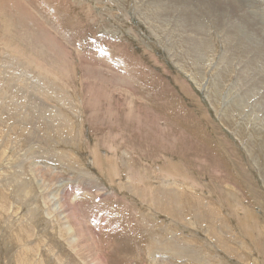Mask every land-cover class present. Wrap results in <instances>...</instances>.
Returning a JSON list of instances; mask_svg holds the SVG:
<instances>
[{"label":"rangeland","instance_id":"1","mask_svg":"<svg viewBox=\"0 0 264 264\" xmlns=\"http://www.w3.org/2000/svg\"><path fill=\"white\" fill-rule=\"evenodd\" d=\"M261 1L0 0V264H264Z\"/></svg>","mask_w":264,"mask_h":264},{"label":"bare ground","instance_id":"2","mask_svg":"<svg viewBox=\"0 0 264 264\" xmlns=\"http://www.w3.org/2000/svg\"><path fill=\"white\" fill-rule=\"evenodd\" d=\"M173 1V0H172ZM205 1V0H204ZM263 1V0H262ZM261 1V2H262ZM146 3V2H145ZM18 4V3H17ZM257 4V3H256ZM169 5V4H168ZM175 6V5H174ZM264 6V5H263ZM17 8V7H16ZM25 8V7H24ZM207 8V7H206ZM209 8V7H208ZM244 8V7H243ZM258 8H260L259 6H258ZM263 8V7H262ZM19 9V8H18ZM254 9V8H253ZM252 9V10H253ZM143 10V9H142ZM259 10V9H258ZM261 10V9H260ZM17 11V10H16ZM122 11V10H121ZM210 11V10H209ZM254 11V10H253ZM256 11V10H255ZM257 12V11H256ZM256 12H255V14H256ZM264 12V11H263ZM261 16H262V18H263V14H260ZM259 15V16H260ZM257 16V15H256ZM24 17V16H23ZM219 18V17H218ZM30 19V18H29ZM33 19V18H32ZM5 21V20H4ZM26 21V20H25ZM264 21V20H263ZM19 22V21H18ZM9 23V22H8ZM11 23V22H10ZM24 23V22H23ZM14 24H15V22H14ZM231 24V23H230ZM10 26V25H9ZM249 30V29H248ZM250 31V30H249ZM243 33V32H242ZM249 42V41H248ZM229 46V45H228ZM231 52V51H230ZM29 60V59H28ZM224 60V59H223ZM242 62V61H241ZM242 67H244V65L242 66ZM30 70V69H29ZM89 72V71H88ZM246 73V72H245ZM87 75V74H86ZM246 75V74H245ZM254 75V74H253ZM66 76V75H65ZM250 76V75H249ZM253 77V76H252ZM263 77V76H262ZM247 78H249V77H247ZM255 78V77H254ZM68 79V78H67ZM251 80V79H250ZM218 82V81H217ZM213 84V83H212ZM196 86V85H195ZM212 86V85H211ZM248 89V88H247ZM212 90V89H211ZM36 93V92H35ZM33 94V93H32ZM73 95V94H72ZM209 96V95H208ZM219 96V95H218ZM35 98V97H34ZM37 100V99H36ZM91 100V99H90ZM64 101V100H63ZM258 101V100H257ZM110 103V102H109ZM129 104V103H128ZM99 105V104H98ZM237 105V104H236ZM64 106V105H63ZM65 107H66V105H65ZM74 107V106H73ZM259 107V106H258ZM240 108L238 107V108H236V110H239ZM248 112V111H247ZM55 113H57V112H54V114ZM42 114V113H41ZM95 114V113H94ZM94 114H93V116H94ZM56 115V114H55ZM45 116H47V115H45ZM49 116V115H48ZM57 116V115H56ZM59 116V115H58ZM96 118V117H95ZM53 119V118H52ZM51 119V120H52ZM59 120H61V119H59ZM230 121V120H229ZM231 123V122H230ZM53 124V123H52ZM63 124V123H62ZM65 124V123H64ZM232 124V123H231ZM89 125V124H88ZM58 126V125H57ZM78 128V127H77ZM71 131V130H70ZM237 131V130H236ZM257 131V130H256ZM17 132V131H16ZM261 132V131H260ZM231 133V132H230ZM238 134H241V132H239L238 131ZM243 135V134H242ZM241 138V137H240ZM1 139H2V137H1ZM243 139V141H244V138H242ZM264 141V140H263ZM262 141V142H263ZM252 142V141H251ZM257 142V141H256ZM245 143H246V145L247 146H249L251 149H250V152H249V154L251 155V158L254 160V159H256L257 157H262V156H264V143H261V144H256L255 142H252V143H250V139L246 136V138H245ZM99 146V145H98ZM253 146H255L256 147V149L255 148H253ZM111 148V147H110ZM255 149L256 151H258L259 150V152L258 153H255L254 151H253V149ZM134 150V149H133ZM261 150H263V151H261ZM261 151V152H260ZM65 155V154H64ZM28 157V156H27ZM68 158V157H67ZM63 159V158H62ZM102 159V158H101ZM68 161V160H67ZM69 164V163H68ZM47 166V165H46ZM68 167V166H67ZM143 168V167H142ZM260 168V167H259ZM137 169V168H136ZM260 170V169H259ZM258 170V171H259ZM32 173V172H31ZM136 173V172H135ZM132 174V173H131ZM139 176V175H138ZM137 176V177H138ZM132 177V176H131ZM136 179V178H135ZM20 192H21V190H19ZM2 192V191H1ZM19 193V192H18ZM3 196V195H2ZM264 198V197H263ZM4 200V199H3ZM3 204V203H2ZM170 206V205H169ZM121 207V206H120ZM129 208V207H128ZM244 210V209H243ZM128 214V213H127ZM138 217V216H137ZM139 229V228H138ZM225 229H228V228H225ZM124 231H125V229H124ZM224 231V230H223ZM222 231V232H223ZM228 231V230H227ZM231 231V230H230ZM232 232V231H231ZM88 233V232H87ZM214 233V232H213ZM221 233V232H220ZM226 233V232H225ZM223 234V233H222ZM222 234H220V235H222ZM233 234V233H232ZM118 235V234H117ZM225 235V234H224ZM227 235V234H226ZM225 235V236H226ZM111 236H113V235H111ZM209 237V236H208ZM223 237V236H222ZM117 238V237H116ZM228 238V237H227ZM5 239H6V237H5ZM225 240H226V238H224ZM231 239V238H230ZM235 240V239H234ZM215 241V240H214ZM221 241H222V239H221ZM235 241H238V239L237 240H235ZM216 242V241H215ZM222 242H224V241H222ZM229 242V241H228ZM239 242H241V241H239ZM3 244V243H2ZM118 244V243H117ZM225 244H227V242L225 243ZM230 244V243H229ZM166 245H170V244H168V243H166L165 245H163V247L161 248V250H164V248H165V246ZM220 245V244H219ZM236 245V244H235ZM238 245H240V244H238ZM172 246V245H171ZM245 246V245H244ZM23 247V246H22ZM157 247V243L156 244H151L150 245V249H149V251L151 252V254H153V256H154V252L152 251L154 248H156ZM222 247V246H221ZM257 247V246H256ZM216 248V247H215ZM1 249V248H0ZM21 249V248H20ZM160 249V248H159ZM239 249V248H238ZM174 250H175V252L177 253V254H181L182 252H184V250H182V249H178V248H174ZM227 250V249H226ZM225 250V251H226ZM242 250V249H241ZM210 251V250H209ZM231 251V250H230ZM21 252V251H20ZM186 252V251H185ZM233 252H235V251H233ZM247 252V251H246ZM245 252V253H246ZM213 253V252H212ZM37 254V253H36ZM247 254V253H246ZM249 254V253H248ZM112 257V256H111ZM240 257V256H239ZM69 258V257H68ZM221 258V257H220ZM55 259V258H54ZM39 260V259H38ZM237 260V259H236ZM241 261V260H240ZM13 262V261H12ZM116 262V261H115ZM151 262H152V264H156L157 262L156 261H153V257L151 258ZM257 263V262H256ZM98 264H100V263H98ZM124 264V263H123ZM210 264V263H209Z\"/></svg>","mask_w":264,"mask_h":264}]
</instances>
